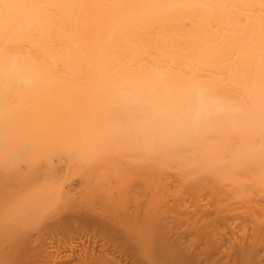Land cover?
Segmentation results:
<instances>
[{
  "label": "bare ground",
  "instance_id": "1",
  "mask_svg": "<svg viewBox=\"0 0 264 264\" xmlns=\"http://www.w3.org/2000/svg\"><path fill=\"white\" fill-rule=\"evenodd\" d=\"M48 218L104 235L54 263L264 264V0H0V264Z\"/></svg>",
  "mask_w": 264,
  "mask_h": 264
},
{
  "label": "rangeland",
  "instance_id": "2",
  "mask_svg": "<svg viewBox=\"0 0 264 264\" xmlns=\"http://www.w3.org/2000/svg\"><path fill=\"white\" fill-rule=\"evenodd\" d=\"M57 168H56V170L57 169H59L60 170V172H59V170L58 171H56V173H58L59 172V174H58V176L57 177H60V175H64V171H63V169L62 168H60V167H58V166H56ZM62 170V171H61ZM63 172V173H62ZM63 175H62V177H63ZM122 176H123V174H121ZM62 177H60V178H62ZM124 178V177H123ZM121 179V178H120ZM123 180V179H122ZM125 181V180H124ZM76 187H78L79 188V185H75V188ZM77 189V188H76ZM75 189V190H76ZM80 189V188H79ZM79 189H77V190H79ZM74 190V191H75ZM77 190H76V192H77ZM85 193H89V192H83L81 195V197H80V195L78 196V198H76L75 200H77V202L79 203L78 205L80 206L81 205V207H82V203L84 204L83 206H86V207H93V208H100V207H103L102 205H104V208L107 206L108 207V205H109V207L111 206H113V203H114V205L115 206H118V205H116V202L115 201H113V199L109 196L108 197V195H106L105 193H103V194H105V196L104 195H101V194H99V191H94V192H92L93 194L94 193H97L98 195H96V194H91V193H89L88 194V197L86 196V195H84ZM100 193H102V192H100ZM74 194H76L77 195V193H74ZM90 195V196H89ZM100 196H102V197H100ZM107 196V198L105 199V200H107L108 198V202L107 203H105V201H104V199H103V197H106ZM79 197L81 198L80 200H79ZM94 199H93V198ZM95 197H97V198H95ZM83 198V199H82ZM89 198V199H88ZM110 198L112 199V201L110 200ZM87 199V200H86ZM99 199H101V200H99ZM79 200V201H78ZM91 200H92V202H91ZM96 200V201H95ZM98 201H100V203H98ZM104 203H103V202ZM109 201H111V202H109ZM81 203V204H80ZM87 205H86V204ZM90 203V204H89ZM112 204V205H110V204ZM91 204H93V205H91ZM106 204H108V205H106ZM99 205H101V206H99ZM106 205V206H105ZM97 206V207H96ZM65 208V207H64ZM64 208H61V207H59L58 209H64ZM70 207H67L66 206V209H69ZM65 210V209H64ZM66 211V210H65ZM173 214V213H172ZM46 216V215H45ZM44 215H43V217H41V219L43 218V220H44V218H45V220H47V218L45 217ZM41 219H39V220H41ZM48 219H50V218H48ZM54 219V218H53ZM49 220V222L47 221V223L45 224V222H40V221H38V223H37V225H39V228L40 229H34V225L33 224H35L34 222H33V226H32V229L33 230H35L36 232L37 231H39V233H41V232H43V235H44V237H43V235H42V233L41 234H39V233H37V234H39V238H41L42 240L43 239H45V240H43V246H44V244H45V247H42V249L43 248H46V250H47V253H44V252H41V255H40V258H39V256L37 257V262L39 263V264H52V262L54 263V261H53V259H51L50 261H52V262H50L49 261V257L50 258H52L51 257V255H53V256H55V254L57 253V254H61V255H58L57 257L59 258L60 256H62V255H64L63 253H64V251L61 253V251H62V247H64V245H68V244H65V243H68V241H70V240H72V238L73 237H75V235L77 236V233H78V235H92V236H94V233H95V236H98L97 238L99 239V235L101 236H104L102 233H103V231L100 233V232H98V230H97V228L95 227V225H93L92 223L90 224L89 222L87 223V221H77V223L75 222V221H64V222H60V223H56V222H54V220ZM171 219V217H169V220ZM39 222H40V224H39ZM43 225H42V224ZM49 223H52V224H49ZM54 223V224H53ZM82 223V224H81ZM86 223V224H85ZM169 223H170V221H169ZM56 224V225H55ZM58 224V225H57ZM89 224V225H88ZM63 225V226H62ZM76 225V226H75ZM79 225V226H78ZM83 225V226H82ZM92 225V226H91ZM52 228H51V227ZM59 226V227H58ZM82 226V227H81ZM178 227H180L179 225H177ZM183 226V225H182ZM36 227V226H35ZM38 227V226H37ZM84 227H87V228H84ZM91 227V228H90ZM93 227V228H92ZM185 227V226H184ZM184 227H180V229H178V231H181V229H183ZM48 228V229H47ZM57 228V229H56ZM71 228H73V229H71ZM96 228V229H95ZM29 229H31V228H29ZM64 229V230H63ZM87 229V230H86ZM185 229V228H184ZM95 230V231H94ZM29 231H31V230H29ZM35 231H33V233L32 234H36V233H34ZM48 231H49V233H48ZM55 233H54V232ZM79 231V232H78ZM86 231V232H85ZM168 231L171 233V231H174V230H171V229H169L168 228ZM53 232V233H52ZM84 232H85V234H84ZM89 233V234H88ZM91 233V234H90ZM105 233V232H104ZM169 233V234H170ZM49 234V235H48ZM54 234V235H53ZM41 235V236H40ZM70 235V236H69ZM59 237V238H58ZM57 238V239H56ZM54 239V240H53ZM100 241H101V239H100ZM103 241V240H102ZM102 241L100 242V243H102ZM118 244H120V243H118ZM118 244H116L115 243V247L117 248H114V244H113V248H114V250L112 249V246H111V249L113 250V252H111L112 254H114L115 256H116V254H117V256L116 257H118V258H121L122 257V255L123 254H126V255H130L131 253V255H133L135 258H137V256H138V254H137V248H136V246H131L130 244L129 245H124V244H122V246L123 247H121V246H118ZM63 245V246H62ZM121 245V244H120ZM48 246V247H47ZM65 246V247H66ZM53 247V248H52ZM134 248V250H133V248ZM214 247V246H213ZM59 248V249H58ZM52 249V250H51ZM55 249H56V251H55ZM159 249V248H158ZM61 250V251H60ZM132 250V251H131ZM45 251V250H44ZM60 251V252H59ZM137 251V252H136ZM49 252H51V253H49ZM59 252V253H58ZM83 251H80V253H79V251L78 252H76L75 254H79V255H73L72 257H71V264H85L86 262H84L85 261V256L86 255H84L85 254V252H83ZM108 252V251H107ZM116 252V253H115ZM123 252V253H122ZM129 252V254H127ZM133 252H134V254H133ZM158 252H159V250H158ZM158 252H157V254H158ZM51 254V255H49V254ZM49 255L48 257H46L45 255ZM56 254V255H57ZM119 254H121V255H119ZM136 254V255H135ZM113 255V256H114ZM126 255H123V259H125V256ZM130 255V256H131ZM83 256V257H82ZM114 256V257H115ZM121 256V257H120ZM133 256H132V258H133ZM158 256H160L159 254H158ZM74 257V259L72 260V258ZM78 257V258H77ZM54 258V257H53ZM60 258H62L63 259V257H60ZM130 258V257H129ZM54 259H56V261L58 260L56 257L54 258ZM84 260V261H82V260ZM59 260H61V259H59ZM47 261H48V263H47ZM62 261V260H61ZM121 261V260H120ZM123 261V260H122ZM59 263V262H58ZM57 262L56 263H54V264H58ZM60 264V263H59ZM63 264H64V261H63ZM66 264V263H65ZM70 264V263H69Z\"/></svg>",
  "mask_w": 264,
  "mask_h": 264
},
{
  "label": "clouds",
  "instance_id": "3",
  "mask_svg": "<svg viewBox=\"0 0 264 264\" xmlns=\"http://www.w3.org/2000/svg\"><path fill=\"white\" fill-rule=\"evenodd\" d=\"M219 101L207 97L203 89H194L188 101L187 115L192 122L199 121Z\"/></svg>",
  "mask_w": 264,
  "mask_h": 264
}]
</instances>
